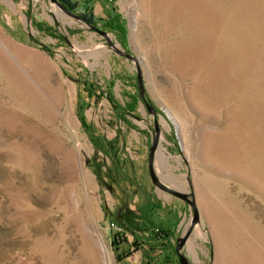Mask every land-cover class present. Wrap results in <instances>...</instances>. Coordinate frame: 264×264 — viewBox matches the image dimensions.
Segmentation results:
<instances>
[{
  "label": "rangeland",
  "instance_id": "374dc122",
  "mask_svg": "<svg viewBox=\"0 0 264 264\" xmlns=\"http://www.w3.org/2000/svg\"><path fill=\"white\" fill-rule=\"evenodd\" d=\"M58 1L0 0V264H180L154 120L182 253L264 264V0Z\"/></svg>",
  "mask_w": 264,
  "mask_h": 264
},
{
  "label": "water",
  "instance_id": "95a60500",
  "mask_svg": "<svg viewBox=\"0 0 264 264\" xmlns=\"http://www.w3.org/2000/svg\"><path fill=\"white\" fill-rule=\"evenodd\" d=\"M53 1H55L58 4V6L61 7L70 16L77 18V19H83V20L85 19L83 16L77 15V14L71 12L63 4H61L58 0H53ZM100 32L105 36L108 44L113 47L115 53L123 55V56H125V57H127V58H129L135 62L136 76H137V87L139 90L140 97L142 99H144V84H143V79H142V69H141V65L139 62L140 60L138 59V57L136 55L130 54L128 52H125V51L118 49L116 47V45L108 38V35L106 32H104V31H100ZM145 104H146L147 109L151 113L155 114L154 108L151 105H149L147 102H145ZM154 128H155V134H154L153 139H152L150 146L148 148V157H147L149 177H150L151 182L155 185V187H157L158 189H160L164 192L170 193V194L186 201L192 209V216L190 219L189 226H188L187 230L182 235H179L176 238V245H175V252L178 255L179 263L180 264H191V262L187 258V256L184 253H182V249H183L184 245L186 244V241H187L189 235L191 234L192 230L200 221L199 210H198V207L196 205L194 193L192 191L185 192V191L178 190V189H175V188L167 185L162 180V178L159 176V174L157 173L156 168H155V157H156V152L159 148L160 129L158 127L156 120H154ZM190 188H191V186H190Z\"/></svg>",
  "mask_w": 264,
  "mask_h": 264
},
{
  "label": "bare ground",
  "instance_id": "6f19581e",
  "mask_svg": "<svg viewBox=\"0 0 264 264\" xmlns=\"http://www.w3.org/2000/svg\"><path fill=\"white\" fill-rule=\"evenodd\" d=\"M53 9L56 12V14H60V11L58 9H56V8H53ZM101 246H102V249H103V253L105 255L106 264H111V260H110V258L108 257V254H107V248L105 247L106 245L102 244Z\"/></svg>",
  "mask_w": 264,
  "mask_h": 264
},
{
  "label": "trees",
  "instance_id": "16d2710c",
  "mask_svg": "<svg viewBox=\"0 0 264 264\" xmlns=\"http://www.w3.org/2000/svg\"><path fill=\"white\" fill-rule=\"evenodd\" d=\"M62 1H64L65 3H67V4L69 5V2H68V1H66V0H62ZM80 120H81V122H83L85 128H89L88 125L85 124L82 115H80ZM96 145H97V144H96ZM97 146H98V145H97ZM95 173H96L97 176L99 175L98 171H95ZM98 179H99V176H98ZM159 229H160V228H158V230H159ZM160 231H162V229H160ZM165 233L168 234L167 231H166ZM114 240L117 241L118 239H114Z\"/></svg>",
  "mask_w": 264,
  "mask_h": 264
},
{
  "label": "crops",
  "instance_id": "0c3cea01",
  "mask_svg": "<svg viewBox=\"0 0 264 264\" xmlns=\"http://www.w3.org/2000/svg\"><path fill=\"white\" fill-rule=\"evenodd\" d=\"M142 140H145V136L143 137V139ZM142 146V145H141ZM141 149H139V151H140Z\"/></svg>",
  "mask_w": 264,
  "mask_h": 264
}]
</instances>
